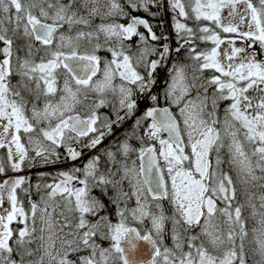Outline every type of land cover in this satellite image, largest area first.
<instances>
[{"label":"snow or ice","instance_id":"obj_1","mask_svg":"<svg viewBox=\"0 0 264 264\" xmlns=\"http://www.w3.org/2000/svg\"><path fill=\"white\" fill-rule=\"evenodd\" d=\"M257 43L264 0H0V264H264Z\"/></svg>","mask_w":264,"mask_h":264},{"label":"rangeland","instance_id":"obj_2","mask_svg":"<svg viewBox=\"0 0 264 264\" xmlns=\"http://www.w3.org/2000/svg\"><path fill=\"white\" fill-rule=\"evenodd\" d=\"M222 36H228V35H231V34H224V33H221ZM246 44L245 41H242V40H239L237 39L236 40V43H235V46L237 47H244ZM210 47H211V44L209 43ZM226 45H222L221 48L223 49ZM250 52H254L257 56V59H264V48H261L259 46V44H254L252 45L249 49H248ZM60 167H65L63 165H61Z\"/></svg>","mask_w":264,"mask_h":264},{"label":"trees","instance_id":"obj_3","mask_svg":"<svg viewBox=\"0 0 264 264\" xmlns=\"http://www.w3.org/2000/svg\"><path fill=\"white\" fill-rule=\"evenodd\" d=\"M154 23H155V21H154ZM158 33H159V31H160V29L159 28H157V29H155ZM165 30H167V31H171V28H170V20L166 17L165 18ZM203 46H205V45H202V47ZM207 47H210V45L208 44V45H206Z\"/></svg>","mask_w":264,"mask_h":264}]
</instances>
